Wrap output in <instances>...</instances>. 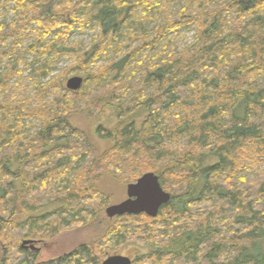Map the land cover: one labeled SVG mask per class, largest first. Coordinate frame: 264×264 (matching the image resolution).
I'll return each instance as SVG.
<instances>
[{"label": "trees", "instance_id": "obj_1", "mask_svg": "<svg viewBox=\"0 0 264 264\" xmlns=\"http://www.w3.org/2000/svg\"><path fill=\"white\" fill-rule=\"evenodd\" d=\"M11 3L17 19L9 22ZM173 6L0 0V61L24 50L43 60L31 97L14 82L19 64L0 73L3 264H99L100 250L91 246L40 262L18 244L93 217L94 199L108 198L96 187L102 176L123 174L132 184L147 173L172 199L157 218L139 215L154 225L144 229L152 250L139 263L264 264V0ZM93 25L99 34L88 50L69 44L72 33ZM190 27L194 40L176 46ZM72 53L84 79L78 93L67 89L73 68L51 77L57 59ZM107 110L118 121L97 129L111 146L102 153L73 120Z\"/></svg>", "mask_w": 264, "mask_h": 264}, {"label": "rangeland", "instance_id": "obj_2", "mask_svg": "<svg viewBox=\"0 0 264 264\" xmlns=\"http://www.w3.org/2000/svg\"><path fill=\"white\" fill-rule=\"evenodd\" d=\"M187 1L188 0H174V10L179 11ZM6 12L8 16L7 20L9 22L17 19L15 18L16 15L14 14V6L12 3ZM147 27L153 28L154 24L138 25V29L140 30H145ZM98 34L99 30L94 27V25L85 30H76L70 36L69 44L81 46L83 49L85 48V50H88L91 42ZM194 34L195 28H184L177 36L176 46L184 47L186 44L194 40ZM33 41L34 40L29 39L27 43H24L23 48L26 49ZM38 56L39 55L37 54L24 50L8 61H0V73H10V71H12L11 69L16 68L19 64L18 70L23 71V74L21 77L16 76L17 78L14 79V82L18 80L22 86L19 89V93H24L29 97L34 96L36 87L33 82H35L34 79H38L37 77L34 78L33 72L43 62V60L37 58ZM57 60L58 61L54 63L52 67L51 77H57L64 74L69 67L73 68V71L68 74V79L77 76L83 77L80 74L81 71L77 68L78 66H76L77 64L75 65L74 63L79 60L74 53H72L71 56L63 54ZM105 64L106 61L102 60L99 62L98 66H104ZM48 81L49 79H46L44 84ZM64 83L66 84V81H64ZM88 86L87 88L91 87V85ZM84 90L85 88H82L80 91ZM81 93L83 94L84 92ZM1 99H3V96L0 92V100ZM78 103L81 102L79 101ZM117 121L116 113L108 110L100 117L89 116L82 113L73 120L74 124L87 134L93 146L102 153L107 151L111 146L108 141L103 140L97 134V129L101 126L105 129H113L116 126ZM39 123L36 124L38 125ZM29 124L30 123H27L28 126ZM34 130H36L35 127L33 131ZM250 165L252 168H255L253 164ZM247 175L250 180H252L255 176V172L247 173ZM122 176L123 174H120L117 177L102 176L97 180V189L105 192L108 198L106 203L100 201V199H94L93 217H88L81 223L73 224L62 230H56V232L49 233L43 237L36 236L23 239L19 242V247H21L26 240L36 241L37 243L34 245V248L38 249L39 253L37 254V260L40 262H49L75 253L79 248L86 245L91 246L95 250H100V255H97V258L100 259L99 264H102L105 258L113 255L128 257L133 261V264H142L137 260L146 256L152 250L146 244L147 242H152L151 231H146L144 229L146 228V225H151L152 227L154 225L145 221L142 216H139L138 219L130 220L124 219L125 216L109 219L106 215L108 207L118 205L127 200V186L129 184H126L122 180ZM5 250L6 245L0 243V264H3ZM28 250L32 251L31 248H28ZM177 262L178 261L173 264H177Z\"/></svg>", "mask_w": 264, "mask_h": 264}, {"label": "water", "instance_id": "obj_3", "mask_svg": "<svg viewBox=\"0 0 264 264\" xmlns=\"http://www.w3.org/2000/svg\"><path fill=\"white\" fill-rule=\"evenodd\" d=\"M84 79L73 77L67 81V89L78 92L82 89ZM172 199L170 193L166 192L159 177L154 173L143 175L136 183L127 186V200L107 208L106 215L109 219L124 216L147 215L150 218H157L161 208L168 204ZM36 241L27 240L21 245L25 248L30 245L33 249ZM102 264H133V261L124 256L113 255L107 257Z\"/></svg>", "mask_w": 264, "mask_h": 264}, {"label": "flooded vegetation", "instance_id": "obj_4", "mask_svg": "<svg viewBox=\"0 0 264 264\" xmlns=\"http://www.w3.org/2000/svg\"><path fill=\"white\" fill-rule=\"evenodd\" d=\"M27 241V240H26ZM36 245V244H35ZM30 245H27L25 248H23V249H25L26 251H30V250H28V248H31L32 249V251H30V252H32L33 254H35L36 256H37V254L39 253L38 252V249H33L31 246L29 247ZM22 248V247H21Z\"/></svg>", "mask_w": 264, "mask_h": 264}]
</instances>
